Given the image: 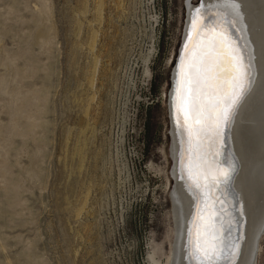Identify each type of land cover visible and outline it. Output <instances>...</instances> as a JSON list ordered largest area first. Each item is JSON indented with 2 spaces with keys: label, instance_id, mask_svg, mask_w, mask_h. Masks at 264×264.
<instances>
[{
  "label": "rangeland",
  "instance_id": "374dc122",
  "mask_svg": "<svg viewBox=\"0 0 264 264\" xmlns=\"http://www.w3.org/2000/svg\"><path fill=\"white\" fill-rule=\"evenodd\" d=\"M186 1L0 0V264L171 263Z\"/></svg>",
  "mask_w": 264,
  "mask_h": 264
},
{
  "label": "bare ground",
  "instance_id": "6f19581e",
  "mask_svg": "<svg viewBox=\"0 0 264 264\" xmlns=\"http://www.w3.org/2000/svg\"><path fill=\"white\" fill-rule=\"evenodd\" d=\"M186 2L187 20L170 92V175L174 184L170 193L174 225L170 264H209L197 249V243L203 248L206 220L197 217L196 197L185 179L186 175L195 177L197 153L203 156L209 151V162L214 155L216 165L228 169V177L215 188H205L202 195L200 215L204 217L208 215V201L213 194L215 197L212 211L219 244L211 264H255L258 240L264 234V0ZM200 8L206 17L204 27L186 60V49L195 36L192 21ZM217 21L225 30L227 48L223 52L218 51V45L211 48L214 59L205 63L200 52L203 33ZM193 62L202 79L218 82L213 87L240 81L235 90L241 94L228 121H221L220 139L210 150L188 139L187 131L195 132V124L181 127V68L187 73ZM186 150L188 160H184Z\"/></svg>",
  "mask_w": 264,
  "mask_h": 264
},
{
  "label": "snow or ice",
  "instance_id": "6c2138e0",
  "mask_svg": "<svg viewBox=\"0 0 264 264\" xmlns=\"http://www.w3.org/2000/svg\"><path fill=\"white\" fill-rule=\"evenodd\" d=\"M205 19L203 8L197 9L192 21L195 36L190 39L186 49V60L188 59V52L193 47V42L201 36V28L204 27ZM203 35L205 39L201 44L200 52L205 58L204 62L207 63L209 60L214 59L211 55V48L218 45V51L220 52H223L227 48L226 33L222 25L217 21L213 22L211 26L206 27ZM189 69V72L186 73L183 66L181 68L179 91L184 111L181 127L184 129L185 125L189 124V122L195 124V132L191 129L187 131L188 139H194L201 148L210 150L212 145L220 139L219 129L221 127V121H228L231 110L241 94L235 90L240 81L237 79L235 82H225L222 86L213 87L212 85L218 84V82H210L202 79L195 62L189 65ZM210 154L209 151L204 153L203 156H200L198 152L199 159L196 163L197 171L195 177L185 176V179L189 181V188L196 197L197 217L201 220H206L203 232V248L197 243V249L202 251L204 258L209 261V264L215 258V251L219 241L217 229L213 221V216L215 215L212 211L215 203L214 194L207 204V217L200 215L203 190L209 187L215 188L221 179L228 177V169L218 167L214 155L212 161L209 162L208 155ZM188 159L189 153L186 150L184 160ZM183 165L184 161H182V171Z\"/></svg>",
  "mask_w": 264,
  "mask_h": 264
},
{
  "label": "water",
  "instance_id": "95a60500",
  "mask_svg": "<svg viewBox=\"0 0 264 264\" xmlns=\"http://www.w3.org/2000/svg\"><path fill=\"white\" fill-rule=\"evenodd\" d=\"M233 225V224H232Z\"/></svg>",
  "mask_w": 264,
  "mask_h": 264
}]
</instances>
